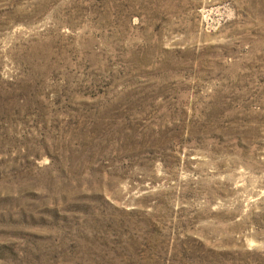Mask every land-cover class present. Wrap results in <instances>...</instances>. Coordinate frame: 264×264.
Returning <instances> with one entry per match:
<instances>
[{
  "label": "rangeland",
  "instance_id": "1",
  "mask_svg": "<svg viewBox=\"0 0 264 264\" xmlns=\"http://www.w3.org/2000/svg\"><path fill=\"white\" fill-rule=\"evenodd\" d=\"M0 264H264V0H0Z\"/></svg>",
  "mask_w": 264,
  "mask_h": 264
}]
</instances>
